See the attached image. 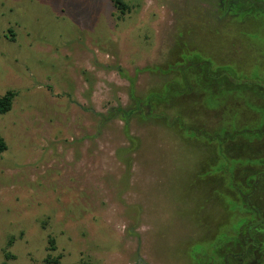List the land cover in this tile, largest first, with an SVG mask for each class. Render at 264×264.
<instances>
[{
  "label": "rangeland",
  "instance_id": "1",
  "mask_svg": "<svg viewBox=\"0 0 264 264\" xmlns=\"http://www.w3.org/2000/svg\"><path fill=\"white\" fill-rule=\"evenodd\" d=\"M123 1L0 0V264L261 263L264 7Z\"/></svg>",
  "mask_w": 264,
  "mask_h": 264
},
{
  "label": "trees",
  "instance_id": "2",
  "mask_svg": "<svg viewBox=\"0 0 264 264\" xmlns=\"http://www.w3.org/2000/svg\"><path fill=\"white\" fill-rule=\"evenodd\" d=\"M112 2L114 3V6L118 9L124 10V8H126L125 3L123 0H112ZM245 4V6L243 7V5ZM236 8H241L246 11H251L252 9L255 8H260V7H264V1H257V0H236ZM208 72V70H207ZM210 77H212V79L219 81V79H221L223 76L218 73V74H209ZM230 78V77H229ZM259 79H254V81L250 82L249 84H247L248 88L251 87H255L258 85V81ZM261 81V80H260ZM261 83V82H260ZM247 87H244V89H248ZM15 96V92L13 90H7L3 95L0 96V114L6 113L7 111L10 110L11 106H12V101L13 98ZM121 109H118L117 111H120ZM125 114V116L127 117L131 111H121ZM264 131V126L263 129H259L258 131H256V133L258 135L262 134V132ZM7 146H6V142L4 140V138L0 135V153L3 152L4 150H6ZM250 205V204H249ZM4 264V263H2ZM42 264H59V258L56 257H46V259L44 260V262Z\"/></svg>",
  "mask_w": 264,
  "mask_h": 264
},
{
  "label": "flooded vegetation",
  "instance_id": "3",
  "mask_svg": "<svg viewBox=\"0 0 264 264\" xmlns=\"http://www.w3.org/2000/svg\"><path fill=\"white\" fill-rule=\"evenodd\" d=\"M241 238H242V236H241ZM245 239H247V241H245L246 242L245 243L246 244V248L243 249V252L238 253V254H233V256H235L237 264H243L246 256L248 257V255H250L249 252L250 251H254L255 247L258 248V251L262 250L261 247H260L259 242L255 241L252 231H251V233H248L246 236H244V239L242 238L243 241ZM242 243H244V242H242ZM246 260H249V259H246ZM248 262H252L253 263V262H255V259H251V261H248ZM259 264H264V254H263V261L261 263H259Z\"/></svg>",
  "mask_w": 264,
  "mask_h": 264
}]
</instances>
